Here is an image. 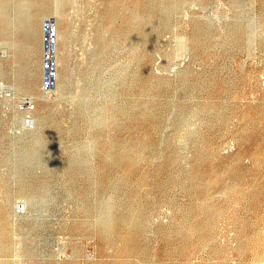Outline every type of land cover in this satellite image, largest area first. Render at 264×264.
Here are the masks:
<instances>
[{"label":"rangeland","instance_id":"rangeland-1","mask_svg":"<svg viewBox=\"0 0 264 264\" xmlns=\"http://www.w3.org/2000/svg\"><path fill=\"white\" fill-rule=\"evenodd\" d=\"M0 5V264H264V0Z\"/></svg>","mask_w":264,"mask_h":264},{"label":"bare ground","instance_id":"bare-ground-1","mask_svg":"<svg viewBox=\"0 0 264 264\" xmlns=\"http://www.w3.org/2000/svg\"><path fill=\"white\" fill-rule=\"evenodd\" d=\"M40 1H41V0H39V2H40ZM114 2H115V1H114ZM136 2H137V1H136ZM37 3H38V2H37ZM125 3H126V2H125ZM134 3H135V2H134ZM134 3H133V4H134ZM137 3H138V2H137ZM147 3H148V2H147ZM153 3H154V2H153ZM38 4H39V3H38ZM55 4H56V3H55ZM130 4H131V3H130ZM138 5H139V3L137 4V6H138ZM0 6H1V5H0ZM40 6H41V5H40ZM42 6H43V5H42ZM59 6H60V5H58V8H59ZM132 6H133V5H132ZM132 6H131V7H132ZM154 6H155V5H154ZM152 7H153V6H152ZM113 8H114V7H113ZM134 8H135V7H134ZM142 8H143V7H142ZM150 9H151V8H150ZM40 10H41V9H40ZM44 10H45V9H44ZM158 10H159V9H158ZM142 11H143V10H142ZM142 11H141V12H142ZM145 11H146V10H145ZM130 12H131V11H130ZM152 12H153V11H152ZM158 12H159V11H158ZM60 14H61V12H60ZM40 15H41V14H40ZM60 16H61V15H60ZM62 16H63V15H62ZM53 17H54V16H53ZM59 18H60V17H59ZM56 19H57V18H56ZM128 19H129V18H128ZM61 21H62V20H61ZM119 27H120V26H119Z\"/></svg>","mask_w":264,"mask_h":264},{"label":"built area","instance_id":"built-area-1","mask_svg":"<svg viewBox=\"0 0 264 264\" xmlns=\"http://www.w3.org/2000/svg\"><path fill=\"white\" fill-rule=\"evenodd\" d=\"M52 44H53V42H52ZM52 44H51V45H52ZM49 54H50V56H49V55H48V56L51 58V57H52V55H53V54H52V51H51V52H49ZM53 60H54V59H52V61H53ZM52 69H53V68H52ZM53 72H54V70H53ZM53 75H54V74H53ZM53 75H52V79L54 80V78H53ZM46 87H47V86H46Z\"/></svg>","mask_w":264,"mask_h":264}]
</instances>
